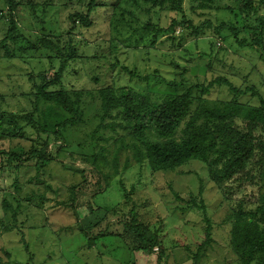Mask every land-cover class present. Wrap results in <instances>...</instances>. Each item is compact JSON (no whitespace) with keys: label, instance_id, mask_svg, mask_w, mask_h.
I'll return each instance as SVG.
<instances>
[{"label":"rangeland","instance_id":"374dc122","mask_svg":"<svg viewBox=\"0 0 264 264\" xmlns=\"http://www.w3.org/2000/svg\"><path fill=\"white\" fill-rule=\"evenodd\" d=\"M92 1L103 5H93L92 25L83 27L78 19L73 27L70 15L85 13ZM260 1L252 0L253 9L242 15L236 0H216L211 10L195 12L183 0L182 13L143 3L139 10L128 0H12L14 8L0 1V41L11 21L16 28L15 39L0 49V264H157L159 256L161 264H243L231 233L239 207L256 208L258 188L245 176L248 170L258 182L255 161L220 184L198 160L155 172L146 158L136 162L135 153L145 154L141 143L164 139L150 130L133 136L114 110L102 120L99 91H133L162 103L191 88L192 109L200 102L222 107L233 98L225 84L207 94L201 87L225 78L241 90L254 89L255 95L248 92L239 101L259 106L264 29L253 34L252 27L256 20L264 24ZM221 24L237 32L225 28L221 38ZM45 39L54 47H44ZM56 47L74 53V60H67L61 85L48 89L82 92L81 116L56 132H36L20 117L30 114L38 126L71 117L38 92L42 78L51 81L60 70ZM49 110L55 114L47 116ZM10 114L19 119L9 124L2 115ZM188 120H182L177 140ZM16 124L24 132L8 130ZM33 150L48 154L45 163L31 156ZM9 153L20 159L8 161ZM130 218L157 235L159 249H133L123 234ZM206 218L210 240L199 253Z\"/></svg>","mask_w":264,"mask_h":264},{"label":"trees","instance_id":"16d2710c","mask_svg":"<svg viewBox=\"0 0 264 264\" xmlns=\"http://www.w3.org/2000/svg\"><path fill=\"white\" fill-rule=\"evenodd\" d=\"M1 1V0H0ZM142 9L143 3L149 8H159L160 11H168L172 13H182L183 0H128ZM191 10H211L216 3V0H190ZM9 5L14 8L12 0H8ZM236 9H239L240 14H244L253 9L254 3L252 0H236ZM259 4L264 5V0ZM103 6L97 2H91L90 8L85 13H76L70 15L71 25L75 26L77 20H81L83 27L89 28L92 25L91 14L93 9ZM116 4L110 5L113 13ZM228 9H231L228 7ZM232 10V9H231ZM253 26V34L261 33L264 29L263 22H258ZM263 26V27H262ZM72 27V28H73ZM237 27V26H236ZM226 28V29H225ZM195 34H201L202 28H195ZM233 31L236 33V28L233 26L227 27L221 24L216 27V33L222 38V30ZM15 24L12 23L8 30L7 36L0 41V49L5 47L7 40H14ZM201 30V31H200ZM200 31V32H199ZM204 31V30H203ZM196 36V37H198ZM175 39V37H172ZM45 39L42 41L44 47L52 48L53 45H48L50 42ZM258 43V42H257ZM241 45L251 46L248 43L241 42ZM55 57L53 60L60 61L61 66L59 72L53 76L51 81L42 78V86L39 87L41 99L46 102L53 103L54 106L66 111L71 115L70 119H61L57 125L41 126L37 125L36 121H32L31 115L20 118H26L29 124L36 132L46 133L50 131H58L57 127L74 124L80 120L78 114L79 99L82 92H69L63 87L60 90H49L53 85H61L60 80L64 72V68L70 60H74V53L66 54L63 48H55ZM63 60V61H62ZM71 62V61H70ZM225 84L233 93V98L225 103L222 107H210L204 103L196 105V109H192L193 90L187 89L185 93L175 96L166 97L162 103H154L144 97L142 94H135L133 91H118L114 92L111 89H103L99 91L101 99V110L103 111L102 120L110 116L111 112L117 111L121 114L122 119L129 126L127 128L133 136L147 130L153 132V135L164 139L162 142L141 143L143 151L137 149L135 153L136 162L141 163L146 158L151 170L155 172L169 171L177 169L184 164L198 160L206 163L209 168L210 177L217 184L228 181L236 174L244 173L248 166L253 163L257 168L255 180L253 173L248 170L245 174L250 184L258 188L256 208L254 211H245L239 207L235 214L236 220L232 228V246L235 253L238 255L243 264H264V99L260 96L259 106L254 107L245 105L239 99L252 92L254 89L241 90L234 87L227 79L217 78L210 82L206 87H201L203 93H209L211 88L217 85ZM38 94V93H37ZM4 114V113H1ZM0 114V116H1ZM55 114L49 110L46 114ZM188 117L184 129L181 131V139H176L177 130L182 124V120ZM3 119H8L7 122H15L18 117L10 114L2 115ZM240 120L241 123L237 121ZM51 127V130H50ZM126 129V130H127ZM8 130L13 133L24 132L23 128L16 124L13 129L8 126ZM15 131V132H14ZM6 154V153H5ZM31 156L38 157L43 161L47 158L46 153H41L38 150H33ZM20 159L16 154H8V161ZM48 158L47 160H50ZM41 164H44V163ZM44 166V165H43ZM40 166H38V169ZM75 189V188H74ZM74 189L72 191H74ZM239 206H243L240 204ZM92 214V211H91ZM208 227L205 231L204 241L199 248L202 250L207 246L210 240L209 220L205 219ZM124 235H128V239L133 242V249L137 252L145 254L153 253L154 248L159 249V238L152 233L144 224L140 223L136 218H130L123 223ZM148 254V255H149ZM157 264H161V257H158Z\"/></svg>","mask_w":264,"mask_h":264}]
</instances>
